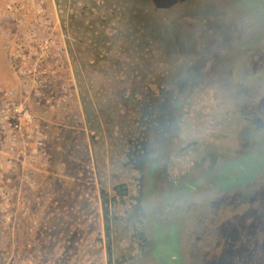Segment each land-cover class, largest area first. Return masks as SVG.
I'll return each instance as SVG.
<instances>
[{
    "label": "rangeland",
    "instance_id": "374dc122",
    "mask_svg": "<svg viewBox=\"0 0 264 264\" xmlns=\"http://www.w3.org/2000/svg\"><path fill=\"white\" fill-rule=\"evenodd\" d=\"M121 5L103 31L131 29V48L81 57L112 126L130 145L142 143L141 203L154 238L140 235L142 215L134 232L118 226L111 264H264V0ZM159 89L165 91L157 96ZM204 115L208 128L199 135L194 126L200 131ZM179 151L186 162L172 160ZM161 154L166 163L158 162L157 174ZM178 164L182 176L170 184L167 167ZM129 234L149 244L148 254L130 258L136 245ZM62 243L56 251L32 248V264H69L66 253L76 249ZM94 254L98 261L108 256Z\"/></svg>",
    "mask_w": 264,
    "mask_h": 264
},
{
    "label": "flooded vegetation",
    "instance_id": "af4514ba",
    "mask_svg": "<svg viewBox=\"0 0 264 264\" xmlns=\"http://www.w3.org/2000/svg\"><path fill=\"white\" fill-rule=\"evenodd\" d=\"M122 2L0 0V264H32V248L56 251L62 242L61 249H76L66 253L69 264H111L118 226L134 232L141 215L140 235L154 238L141 203L142 143L130 145L112 126L82 58L125 55L131 29H120L127 35L103 31ZM96 18L105 24L98 27ZM206 120L194 132L203 135ZM181 151L171 157L175 163L188 160ZM160 157L157 174L158 162L166 163ZM178 166L167 167L170 184L182 176ZM129 235L136 245L130 258L139 259L149 244ZM95 251L108 256L95 260Z\"/></svg>",
    "mask_w": 264,
    "mask_h": 264
}]
</instances>
